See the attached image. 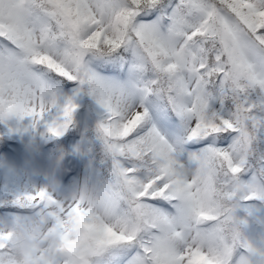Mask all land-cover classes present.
Listing matches in <instances>:
<instances>
[{
  "label": "snow or ice",
  "instance_id": "obj_1",
  "mask_svg": "<svg viewBox=\"0 0 264 264\" xmlns=\"http://www.w3.org/2000/svg\"><path fill=\"white\" fill-rule=\"evenodd\" d=\"M90 53H119L125 69L134 56L143 98L189 118L185 139L204 149L191 170L143 100L88 67ZM82 92L106 113L98 131L126 214L97 225L76 205L68 223L96 232L100 250L123 247L118 264H264L236 219L241 203L264 202V173L248 163L264 135V0H0V122L51 114L48 131L60 136ZM16 203L57 207L44 190Z\"/></svg>",
  "mask_w": 264,
  "mask_h": 264
},
{
  "label": "trees",
  "instance_id": "obj_2",
  "mask_svg": "<svg viewBox=\"0 0 264 264\" xmlns=\"http://www.w3.org/2000/svg\"><path fill=\"white\" fill-rule=\"evenodd\" d=\"M94 63L95 68L88 62ZM88 67L98 76L102 77L103 72H110L121 82H126L129 75L137 78L139 74L135 70V57L127 61V69H125V61L122 60L119 53L113 54H98L90 53L87 58ZM152 110L150 111L154 118L162 117L167 124L178 123L183 124L188 121L184 115L173 112L168 116L169 108L166 107L165 98L159 96L148 97ZM213 108L210 111L216 110L215 101ZM75 103L78 105L73 113L72 123L68 129L60 136H53L48 131V125L51 117H45V128L41 131V140L52 143L48 145L52 148V153L57 160L58 169L64 175L75 164L77 159L75 143L83 137L87 157L90 160L91 176L94 186L101 185L106 181H110L114 176V168L112 158L106 151L104 141L98 131L99 125L106 119L104 110L95 103V101L84 93L82 98L76 96ZM80 108V109H79ZM150 113V115H151ZM97 117H96V116ZM93 117L91 125L88 127L82 126L84 117ZM24 125H19L20 121ZM17 121V124H16ZM15 122V123H14ZM30 120L27 117L16 118L12 117L7 121L0 122V164L13 162L11 152L18 150L17 144H22V147L29 149L31 143V135L27 125ZM16 124V125H15ZM194 145L190 152L203 151V147L198 142H189ZM195 150V151H194ZM249 167L253 173H264V135L260 136L249 153ZM12 176V175H11ZM32 190H24L20 182L15 179L11 180L0 188V218L7 226L10 222L27 219L29 216H40L43 209L35 210L29 209L27 211L20 210V206L16 201L29 194H34ZM258 205L262 207L264 214V202L241 203L236 211V219L238 225V239L249 246V255L253 260H259L258 256L253 253L264 252V239L262 231L264 232V223L260 221V217L253 211V206ZM260 218V219H259ZM5 228L0 229L3 231ZM256 244V248H254ZM125 251L123 247L109 249L107 251L109 256V264H118L122 258V253Z\"/></svg>",
  "mask_w": 264,
  "mask_h": 264
},
{
  "label": "clouds",
  "instance_id": "obj_3",
  "mask_svg": "<svg viewBox=\"0 0 264 264\" xmlns=\"http://www.w3.org/2000/svg\"><path fill=\"white\" fill-rule=\"evenodd\" d=\"M126 198L127 190L114 173L110 181L57 202L40 216L10 222L0 241V264H109L108 253L96 244L97 233L86 234L78 223H68V214L78 205L97 225L115 226L126 214ZM57 218L68 224L67 230L57 227Z\"/></svg>",
  "mask_w": 264,
  "mask_h": 264
},
{
  "label": "rangeland",
  "instance_id": "obj_4",
  "mask_svg": "<svg viewBox=\"0 0 264 264\" xmlns=\"http://www.w3.org/2000/svg\"><path fill=\"white\" fill-rule=\"evenodd\" d=\"M88 63L91 64V61ZM92 66L95 68V65ZM106 76L107 77L105 80L116 82L124 86L135 103H140L143 100L145 105L150 108V103L147 101V99L143 98V94L138 86L140 77L136 79L130 75L126 82H121L109 73H106ZM64 95H72L71 90L65 91ZM82 96H84L83 92L77 97L82 98ZM184 103L185 105H190L192 103V99L190 97H186L184 99ZM213 106L214 103L210 102L209 110H211ZM151 115L153 114L151 113ZM46 117H51V114ZM27 118L30 120V123L27 125V127L29 128L32 138L31 141L33 143H30L29 149L20 147L18 148V151L12 152L11 156L13 158V162L0 164V188L3 185H6L11 180L12 176H15V179L20 182V185L24 190H32L35 193L40 190H44L49 195H51L53 199L61 203L64 200L75 199L77 194L82 190L94 188L95 186L92 184L90 179L91 174L89 175L87 172L89 171L91 173V168L88 165L89 160L86 157L84 142L80 141L75 145L78 154L81 155V173L77 178L74 179L73 182L71 181V183L65 184L61 179L58 168L53 163L55 156L52 154L51 149L48 147L47 149L49 150L43 151L44 148L41 143V131L42 128H45L44 119L34 124L31 118ZM186 119L188 121H184L183 124H178L175 122L173 124H167L162 119L161 122H158L156 119V126L160 127L161 130L170 137L171 142L177 149L176 157L181 163L185 165V169L187 171L192 169L194 159L199 153H201V151H197L196 153L189 151V149H194L195 147L185 139L189 125V118L186 117ZM92 121L93 117H87V127L91 125ZM19 125H24L22 120L19 122ZM261 209L262 207L258 205L253 206V211L258 217L261 218H259L260 221L264 223V214L262 213ZM5 223L0 218V229L7 227ZM262 237L264 239L263 231ZM256 247V244H254V248ZM249 257L251 258L250 255ZM249 257H242V259Z\"/></svg>",
  "mask_w": 264,
  "mask_h": 264
}]
</instances>
